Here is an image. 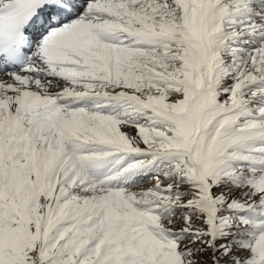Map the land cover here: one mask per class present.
I'll return each instance as SVG.
<instances>
[{"label":"snow or ice","instance_id":"obj_1","mask_svg":"<svg viewBox=\"0 0 264 264\" xmlns=\"http://www.w3.org/2000/svg\"><path fill=\"white\" fill-rule=\"evenodd\" d=\"M0 264H264V0H0Z\"/></svg>","mask_w":264,"mask_h":264}]
</instances>
